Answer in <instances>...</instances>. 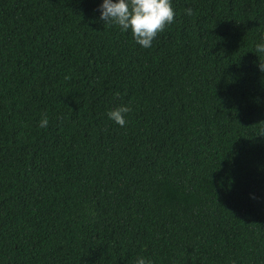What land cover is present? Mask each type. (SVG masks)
Returning a JSON list of instances; mask_svg holds the SVG:
<instances>
[{"label": "trees", "instance_id": "1", "mask_svg": "<svg viewBox=\"0 0 264 264\" xmlns=\"http://www.w3.org/2000/svg\"><path fill=\"white\" fill-rule=\"evenodd\" d=\"M103 2L0 0V264H264V0Z\"/></svg>", "mask_w": 264, "mask_h": 264}, {"label": "clouds", "instance_id": "2", "mask_svg": "<svg viewBox=\"0 0 264 264\" xmlns=\"http://www.w3.org/2000/svg\"><path fill=\"white\" fill-rule=\"evenodd\" d=\"M99 11L100 19L106 26H118L124 32H131L134 41L143 48H151L153 41L163 33L168 26L175 22L176 12L172 0H104ZM188 16L193 15V9H186ZM257 53H264V43L256 45ZM259 67L264 72V62L260 61ZM66 81L71 76H65ZM119 93L116 96L119 97ZM132 111L130 105L119 106L110 110L108 118L119 126L127 123L125 116ZM49 124L47 114H42L39 121L40 128H46ZM135 264H153L145 257H137Z\"/></svg>", "mask_w": 264, "mask_h": 264}]
</instances>
